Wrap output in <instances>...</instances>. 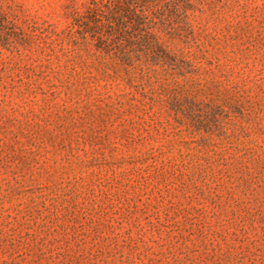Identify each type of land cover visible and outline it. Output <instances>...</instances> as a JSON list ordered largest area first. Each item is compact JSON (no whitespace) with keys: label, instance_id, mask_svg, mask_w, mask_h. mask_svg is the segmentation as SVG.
<instances>
[{"label":"rangeland","instance_id":"obj_1","mask_svg":"<svg viewBox=\"0 0 264 264\" xmlns=\"http://www.w3.org/2000/svg\"><path fill=\"white\" fill-rule=\"evenodd\" d=\"M0 264H264V0H0Z\"/></svg>","mask_w":264,"mask_h":264}]
</instances>
